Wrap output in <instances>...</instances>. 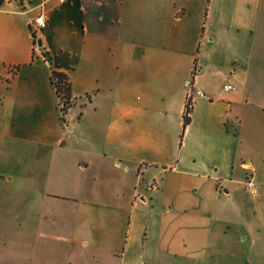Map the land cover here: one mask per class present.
<instances>
[{
  "label": "crops",
  "instance_id": "0c3cea01",
  "mask_svg": "<svg viewBox=\"0 0 264 264\" xmlns=\"http://www.w3.org/2000/svg\"><path fill=\"white\" fill-rule=\"evenodd\" d=\"M250 245L264 0H0V264H251Z\"/></svg>",
  "mask_w": 264,
  "mask_h": 264
},
{
  "label": "trees",
  "instance_id": "16d2710c",
  "mask_svg": "<svg viewBox=\"0 0 264 264\" xmlns=\"http://www.w3.org/2000/svg\"><path fill=\"white\" fill-rule=\"evenodd\" d=\"M55 79L57 80V83H55ZM51 80L56 85V90L59 96L66 99L64 101L65 103L61 107V111L63 112V116L66 114L67 110L69 109L70 105V99L72 96V86L71 82L69 80V76L66 73L53 70L51 73ZM61 93H64L62 96ZM69 106V107H68ZM191 106H186L185 115H184V127H186L191 122ZM62 116V119L64 121V117Z\"/></svg>",
  "mask_w": 264,
  "mask_h": 264
},
{
  "label": "built area",
  "instance_id": "2783aa9c",
  "mask_svg": "<svg viewBox=\"0 0 264 264\" xmlns=\"http://www.w3.org/2000/svg\"><path fill=\"white\" fill-rule=\"evenodd\" d=\"M46 24H47V16L44 13H41L39 15V17L31 23V31L33 33V36L35 37V51H39V49H40V46H39L38 40H37V36H38L39 32L42 31L46 27ZM46 59H48V58H46ZM55 83H57L56 79H55ZM56 87L57 86L55 85V88ZM224 89L230 90V89H233V86L231 84L227 83L224 85ZM61 95H62V93H61ZM195 96L202 97V98L207 97L205 92H203L201 90H195V91L189 92V94L187 96V100L191 99V101H192ZM59 97L62 98L61 96H59ZM248 184L250 186H253L252 178H249ZM155 185H156L155 182L150 183V187H153Z\"/></svg>",
  "mask_w": 264,
  "mask_h": 264
},
{
  "label": "rangeland",
  "instance_id": "374dc122",
  "mask_svg": "<svg viewBox=\"0 0 264 264\" xmlns=\"http://www.w3.org/2000/svg\"><path fill=\"white\" fill-rule=\"evenodd\" d=\"M63 95H64V93H62V96ZM64 101H66V99L59 97L60 108L65 103ZM73 101H74V99L72 97L70 99V105L73 104ZM191 102H192L191 99L187 100V105L191 106ZM62 114H63V112H62ZM63 117H64V121H65V115ZM247 253L249 256V260L252 262L251 264H264V245H250L247 248Z\"/></svg>",
  "mask_w": 264,
  "mask_h": 264
},
{
  "label": "water",
  "instance_id": "95a60500",
  "mask_svg": "<svg viewBox=\"0 0 264 264\" xmlns=\"http://www.w3.org/2000/svg\"><path fill=\"white\" fill-rule=\"evenodd\" d=\"M38 44H39V46H41L42 45V42L41 41H38Z\"/></svg>",
  "mask_w": 264,
  "mask_h": 264
}]
</instances>
